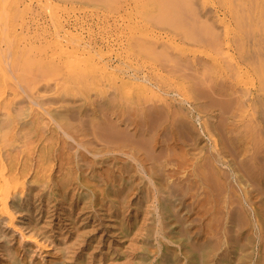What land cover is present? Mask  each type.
<instances>
[{
  "label": "bare ground",
  "instance_id": "obj_1",
  "mask_svg": "<svg viewBox=\"0 0 264 264\" xmlns=\"http://www.w3.org/2000/svg\"><path fill=\"white\" fill-rule=\"evenodd\" d=\"M34 1L0 0V264H264V0Z\"/></svg>",
  "mask_w": 264,
  "mask_h": 264
},
{
  "label": "rangeland",
  "instance_id": "obj_2",
  "mask_svg": "<svg viewBox=\"0 0 264 264\" xmlns=\"http://www.w3.org/2000/svg\"><path fill=\"white\" fill-rule=\"evenodd\" d=\"M118 15L120 16V14ZM119 16H117V14H113L112 17H110L109 19L110 21L108 20L109 23L107 24L101 19L102 17L100 16L96 17L95 15H86L85 12L79 11L78 9H74V10H69L68 15L66 17L68 18V22L71 24H73L75 21L78 22V26H82L83 31L85 33L90 35H95L97 39L103 38L104 41L108 43L112 49L111 53L109 55L107 54L105 57L106 58L111 57L113 58L112 61L114 60L117 63L115 53L117 52L118 42L116 40H117V36L118 38H120L121 36L118 35L119 32L117 30L122 25V21ZM178 176H183V175L179 174ZM246 229H248V232L253 231V235H254L255 229H252V231L250 227H247ZM220 251L221 250H219V252Z\"/></svg>",
  "mask_w": 264,
  "mask_h": 264
}]
</instances>
